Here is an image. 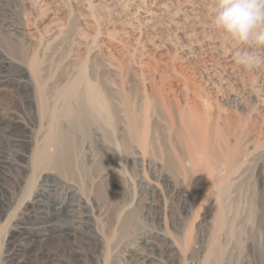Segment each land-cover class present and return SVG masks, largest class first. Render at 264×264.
<instances>
[{
  "label": "bare ground",
  "instance_id": "obj_1",
  "mask_svg": "<svg viewBox=\"0 0 264 264\" xmlns=\"http://www.w3.org/2000/svg\"><path fill=\"white\" fill-rule=\"evenodd\" d=\"M26 4L27 0H0V95L18 92L23 106L18 110V114H22L21 120L15 125L13 122L5 124L0 119V126L8 125L6 129L0 127V132L7 133L8 145L17 149L15 154L7 155L0 148V184L10 179L25 183L23 196H20L25 202L24 207L12 217L14 222H20L16 228L28 225L20 228L25 231L18 232V239L29 241L27 234L35 226V230L43 233V238L50 232L48 241H54L55 249L52 252L53 249L45 248L46 261L59 264L56 254H60L66 257L65 264H68L80 253L74 242L76 232L90 231L91 234L86 232L84 235L96 245L99 261L109 264L123 243L142 237L137 232L142 220L136 197L125 199L121 196L122 189L129 192L133 186L128 169L134 161L141 162L143 172L148 169V164L155 170L159 167L160 172L155 175L163 182L171 199H175L186 213L192 211V219L199 210L202 211L207 234L201 264H225L229 246L233 245L242 252L251 249L256 253L257 250V263L264 264V207L251 184L255 170L259 169L260 145L253 150H242L239 145L229 144L227 151V147L226 150L218 148L222 143L218 142V147L209 144L206 137L213 129V135L221 133L220 116L209 113V108H201L193 99L186 108H178L180 128L175 122L176 127L170 129L176 144L169 148L158 147L157 133L161 126L157 120L148 121L151 111L135 107L126 99L123 101L108 87L104 89L97 69L89 71L84 59L71 56L68 47L74 33L72 25L62 38H58L52 29L42 40L44 35L37 33L26 16V23L21 21L15 10H21ZM78 40L82 44V35ZM28 92L31 98L26 95ZM158 95L155 104L159 103V106L157 104L153 116L162 118L165 114L171 118V112H176L165 96L167 93L159 91ZM222 98L225 103L241 106L233 96ZM29 102L34 104L31 114L25 110ZM172 119L174 121V117ZM198 124L203 130H209H202L206 137L199 133L204 143L196 135V131L202 129ZM176 129L178 131H174ZM97 135L99 138L96 139ZM138 177L134 182L137 181L141 191L145 190L146 181ZM179 180L184 185L179 184ZM57 190H64L63 197L55 199L63 205L58 212L79 213V228L66 230L65 225L55 224L57 221L52 224L43 217L46 214L52 219L56 215L46 208H49L48 200L55 197L52 193ZM25 193H29L28 197ZM17 197L13 193L11 199L4 198L1 208L12 206ZM143 204L157 213L158 207L162 209L160 202L148 201V196H144ZM92 206L108 216L106 223H102V219L92 222ZM72 207L77 209L71 210ZM262 215L263 219H260ZM156 220L160 225L162 218L156 216ZM187 220L190 221V217ZM163 237L162 229L157 228L151 231L150 241L143 242L160 246ZM191 238L190 230L182 236L178 234L176 246L181 252L195 257L201 251L199 247L191 246ZM20 246H14L13 252H8L5 258H13V263L19 264ZM132 250L129 249L126 255L127 264H163L136 249L132 255Z\"/></svg>",
  "mask_w": 264,
  "mask_h": 264
},
{
  "label": "rangeland",
  "instance_id": "obj_2",
  "mask_svg": "<svg viewBox=\"0 0 264 264\" xmlns=\"http://www.w3.org/2000/svg\"><path fill=\"white\" fill-rule=\"evenodd\" d=\"M214 4L215 0H44V2L27 0L26 7L15 10L21 21L26 23L24 19L26 16L37 33L44 35L41 37L42 40L47 38V32L52 29L58 38H62L68 27L72 25L74 33L70 37L68 47L71 56L75 59L77 57L84 59L89 71L93 68L97 69L100 84L104 89L108 87L123 101L126 99L135 107L151 111V116L148 113V121L151 123L157 120L161 126L157 133L158 147L164 145L169 148L176 144L175 138L170 135V129H174L176 124L180 128L178 108H186L187 103L193 99L201 108H209V113L220 116L218 123L221 133L218 136L213 135L215 133L213 129V132L206 137L203 131L209 132V130L205 128L203 130L199 124L202 129L200 128V131L197 128L199 130L196 131L197 136L200 133L209 139V144L214 143L216 147L222 143L218 148L226 150L227 147V151L230 148L229 144L239 145L242 150H253L260 145L259 152L262 155L258 160L259 169L255 170L251 184L256 188L261 205L264 207V67L247 70L235 63L233 53L241 45L226 38L213 26ZM79 35H82V44L79 43ZM258 51L264 55V49ZM159 91L169 95L165 96L170 103L172 102L176 112H171V118L165 114L162 118L158 115L153 116L157 104L159 106V103L155 104ZM16 93L4 92L0 95V119L8 125L12 122L15 125L21 120L22 114H18V110L23 106L19 100V93ZM26 95L31 98L30 92ZM227 95L235 97L241 106L225 103L222 96ZM33 109V103L26 104L25 110L29 114ZM5 124L0 127L6 129L8 125ZM6 134L1 130L0 148L7 155L15 154L17 149L8 145ZM202 136L199 135L198 138L204 143ZM216 136L218 140L215 139ZM95 138H99V135ZM131 163L128 171L133 186L129 188L131 189L129 192L122 189L121 196L125 199L136 197V207L140 209L142 220L137 232L142 237L138 236L129 243H123L116 249L109 264H127L125 260L129 249H133L130 253L132 255L136 249L163 264H201L204 238L207 234V228L203 226L202 211L199 210L192 219L191 210L186 213L175 199H171V194L158 179L159 167L156 166L158 170H155L148 164V169L143 172L141 162L131 161ZM12 175L16 178L15 174ZM137 175L138 179L143 178L146 181L145 190L141 191L137 181L134 182L137 180ZM178 182L184 185L181 180ZM24 187L25 183L12 179L0 184V204L3 203L4 198L11 199L13 193L18 195L12 206L2 209L0 205V264H15L13 258L7 260L5 256L8 252H13L16 245H21L19 249L22 251L17 257L19 264H50L46 261L48 256L44 251L50 248L54 252L55 249L54 241H48L50 232H47L48 237L43 238L41 235L43 233L35 230V226V229H30L27 234L28 237L30 236L29 241L18 239V232H24L25 230L21 229L27 228L28 225L26 227L19 225L16 228L20 222H14L12 217L14 214H19L24 207L25 202L21 200ZM63 193L64 190L53 192L55 197L47 202L49 210L46 208V211L56 215L52 219H48L46 214L42 216L52 224L57 221L55 224L65 225L66 230H75V227H80L79 213L67 215V212H58L63 205L55 199L63 197ZM25 195L28 197L29 193ZM143 195L148 196V201L160 202L159 206L162 209L158 207L157 213L154 209L144 207ZM188 202L192 205L191 200ZM92 207L94 208L91 213L92 222L94 219H102L101 222L106 223L108 216L101 213L96 206ZM75 209L77 208H71V210ZM156 216L162 218L160 225ZM189 217L190 221L187 220ZM260 219H263V215ZM157 228L162 229L164 234L161 247L149 246L143 242L144 240L149 242L151 231H156ZM177 229L181 232H177ZM186 230H190L192 234L191 246L199 247L201 251L195 257L190 256L188 252H181L176 246L178 242L176 236L178 234L182 236ZM86 232L91 234L90 231ZM86 232L82 230L76 232L74 242L77 243L75 247L80 253L68 264H102L99 261L97 247L86 238L84 235ZM233 246H229L230 252L228 251L225 264H258L257 250L256 253L251 249L242 252ZM56 257L59 264H65L66 257L60 254H56Z\"/></svg>",
  "mask_w": 264,
  "mask_h": 264
},
{
  "label": "clouds",
  "instance_id": "obj_3",
  "mask_svg": "<svg viewBox=\"0 0 264 264\" xmlns=\"http://www.w3.org/2000/svg\"><path fill=\"white\" fill-rule=\"evenodd\" d=\"M212 24L241 45L233 53L236 64L247 70L264 67L258 51L264 49V0H215Z\"/></svg>",
  "mask_w": 264,
  "mask_h": 264
}]
</instances>
